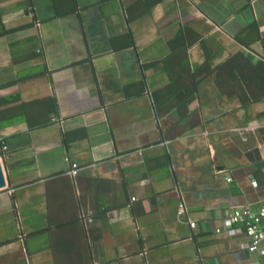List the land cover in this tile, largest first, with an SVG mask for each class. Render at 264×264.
Masks as SVG:
<instances>
[{
  "label": "crops",
  "instance_id": "0c3cea01",
  "mask_svg": "<svg viewBox=\"0 0 264 264\" xmlns=\"http://www.w3.org/2000/svg\"><path fill=\"white\" fill-rule=\"evenodd\" d=\"M0 163V264H262L264 0H0Z\"/></svg>",
  "mask_w": 264,
  "mask_h": 264
},
{
  "label": "built area",
  "instance_id": "2783aa9c",
  "mask_svg": "<svg viewBox=\"0 0 264 264\" xmlns=\"http://www.w3.org/2000/svg\"><path fill=\"white\" fill-rule=\"evenodd\" d=\"M7 147H3V151H7ZM67 163L70 164V171L68 172L71 176L78 175L81 168L76 163H72L70 159H67ZM230 182L231 179H228ZM186 208L184 204L180 205V214H184ZM225 218L233 224H242L245 228V232L249 237L248 250L250 253L258 254L262 264H264V232L261 228V223L264 220V208L258 212L251 210H233L226 211ZM192 228L196 227V224H191Z\"/></svg>",
  "mask_w": 264,
  "mask_h": 264
},
{
  "label": "water",
  "instance_id": "95a60500",
  "mask_svg": "<svg viewBox=\"0 0 264 264\" xmlns=\"http://www.w3.org/2000/svg\"><path fill=\"white\" fill-rule=\"evenodd\" d=\"M5 185H6V182H5L4 171L0 163V190L3 189Z\"/></svg>",
  "mask_w": 264,
  "mask_h": 264
}]
</instances>
